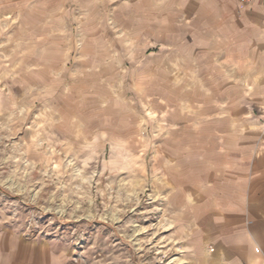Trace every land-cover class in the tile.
Returning a JSON list of instances; mask_svg holds the SVG:
<instances>
[{
  "label": "rangeland",
  "instance_id": "374dc122",
  "mask_svg": "<svg viewBox=\"0 0 264 264\" xmlns=\"http://www.w3.org/2000/svg\"><path fill=\"white\" fill-rule=\"evenodd\" d=\"M175 3L0 0V226L80 264H187L178 170L215 109L264 106V47L242 63Z\"/></svg>",
  "mask_w": 264,
  "mask_h": 264
},
{
  "label": "crops",
  "instance_id": "0c3cea01",
  "mask_svg": "<svg viewBox=\"0 0 264 264\" xmlns=\"http://www.w3.org/2000/svg\"><path fill=\"white\" fill-rule=\"evenodd\" d=\"M175 5L195 37L232 44L242 63L259 62L264 0H176ZM252 106L226 103L215 109L208 124L211 153L192 170H178L179 244L187 264H264V106ZM0 264L80 263L51 239L0 226Z\"/></svg>",
  "mask_w": 264,
  "mask_h": 264
},
{
  "label": "built area",
  "instance_id": "2783aa9c",
  "mask_svg": "<svg viewBox=\"0 0 264 264\" xmlns=\"http://www.w3.org/2000/svg\"><path fill=\"white\" fill-rule=\"evenodd\" d=\"M240 1L244 4H249V3L253 2L254 0H240Z\"/></svg>",
  "mask_w": 264,
  "mask_h": 264
}]
</instances>
